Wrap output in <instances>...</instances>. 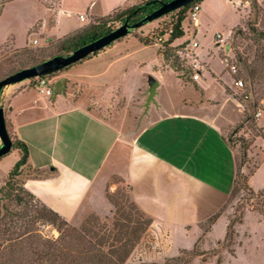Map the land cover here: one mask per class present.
I'll list each match as a JSON object with an SVG mask.
<instances>
[{"label":"crops","instance_id":"obj_1","mask_svg":"<svg viewBox=\"0 0 264 264\" xmlns=\"http://www.w3.org/2000/svg\"><path fill=\"white\" fill-rule=\"evenodd\" d=\"M33 1L40 12L25 25L23 39L14 38V48L25 47L27 38L28 41L35 38L34 34L27 32L39 20L42 22L36 33V42L44 37L60 39L84 28L92 19L107 16L135 0H58L52 10L40 0ZM209 1L201 2L194 25L196 32L200 27L202 6ZM50 15L53 22L49 25L47 18ZM63 16L76 18L78 24L71 20L64 27L67 22H63ZM133 51L119 54L115 59L110 57V68L120 70L119 62L129 60ZM131 61L132 64H124L126 70H121L120 76L124 73L127 76L128 70L135 65L140 67L147 63L137 58ZM169 69L183 87L192 86L193 93L165 103L157 94L164 72ZM167 70L154 71L153 77L159 82L154 96L156 102L152 101L153 106L149 104L150 113H144L147 123L130 136L124 113L99 116L86 103L73 101L69 95L58 93L49 97L51 94L38 92L36 87L22 83L5 87L1 103L5 106L8 129L12 135L25 141L29 150L28 161L20 174L23 186L71 221L93 209L103 211L108 207V178L115 175L127 185L130 199L152 218L151 229L161 222L177 230L186 229L188 225L199 230L196 225L218 213L230 198L238 157L226 132L240 122L241 117L229 119L226 108L232 101L240 116L241 109L231 90L230 80L225 82L217 78L223 86L222 93L209 96L207 84L200 76L203 70L202 73L197 70L199 76L193 80L190 77L189 84H185L187 80L172 67ZM258 126L264 128L260 118ZM258 141L264 149V139L258 137L255 142ZM261 168L259 163L248 176V183L254 190L264 187V180L255 183ZM115 188L111 187L112 190ZM249 216L247 213L236 225L237 234L250 233L247 238H250L251 231L244 224L249 218L264 227L261 220ZM225 217L219 215L213 228ZM226 222L225 219V227ZM242 226L246 227L244 231H241ZM209 234L211 236L213 231Z\"/></svg>","mask_w":264,"mask_h":264},{"label":"rangeland","instance_id":"obj_2","mask_svg":"<svg viewBox=\"0 0 264 264\" xmlns=\"http://www.w3.org/2000/svg\"><path fill=\"white\" fill-rule=\"evenodd\" d=\"M2 1L0 0V2ZM4 1L0 12V15L4 12L0 17V74L16 64L17 57L22 53L18 50L23 47L14 48L12 42L16 37L20 40L23 39L25 25L31 17H36L38 12H40V9L37 10L38 8H36L33 0ZM139 1L135 0L130 4ZM40 2L51 10L58 4V0H40ZM256 4L260 8V12H258ZM100 10L103 11V9ZM176 17V11L170 12L139 28L132 29L127 35L99 50L97 54H90L84 60H80L49 75L52 91L49 97L58 93L69 95L73 101L86 103L89 109L99 116H106L110 113H124L128 120L127 127L129 131L127 134L128 136L133 135L143 124L147 123L144 120V113H150V105L152 104L151 106H153V102H151L149 107H145L146 97L148 95V78L154 76V71L160 73L162 70L171 68V59L167 60L163 55V51L169 50L178 55L181 66L190 70L188 79L191 77V80H193L192 75L199 69L201 73L203 70V74L200 76L207 84V93L209 96H220L222 93L223 86L220 82H217V78L220 77L225 82L228 79L232 83L231 90L235 97H237L236 100L241 109V116L238 114L236 105L232 101L226 108V113L229 119L235 120L241 117V121L230 126L226 132V136L232 141L239 160L241 155L239 139L244 138L246 141H250L255 136L256 130L252 129L249 123H244L241 127L236 128L243 123L244 113L250 114L252 112L250 98L241 101V99H244L246 91L248 93V87L238 86L236 83V79L241 78V74L244 72L242 64L236 58V53L239 52L243 56L250 55L251 57L256 45L253 44L251 39L238 34L235 26L242 21L240 28L247 35H251L247 21L257 23L258 26L262 27L264 23V0H241L239 4L235 5L228 0H210L209 3L202 6L199 14L200 27L198 32H196L197 30L193 21L190 18H186L182 24L184 30L183 37L174 40L167 47L164 42L168 37V31L172 28ZM71 20L73 24H78L76 18L67 19L66 16H63V22H67L64 27H67L69 25L68 21L71 22ZM95 20L96 18L92 19V21ZM41 22L40 20L35 22L27 34H34L36 38V33L39 30ZM52 22V15H50L47 18V23L50 25ZM110 25L115 29L121 24L115 21L111 22ZM160 33L163 34L161 35L163 36V40L158 39ZM217 33L221 34V36H218ZM35 38H31L30 41L27 38V46L29 45L33 49H41L45 54H54L57 52V44L61 38L44 37L38 42H36ZM193 41L198 42L196 48L192 47ZM247 47H251L252 51L250 52L249 50L246 52ZM132 50L134 51L129 60L119 62L118 68L120 70L115 69V67L110 68V57H114L115 59V56L117 57L119 54ZM224 57L228 58L231 65L235 64L237 66L240 72L239 76L230 73L228 66L222 60ZM101 58L106 60H98ZM135 58L137 60L147 61L146 65L143 66L141 64L140 67L135 65L133 69L128 70L127 76H124L126 75L125 73L120 76L121 70H126L124 64H132L131 60ZM172 59L174 58L172 57ZM98 73L99 75L97 76ZM213 75L214 78L212 79L211 77ZM157 76L160 78L159 74ZM186 82L189 84L188 82L190 80L185 81V84ZM18 83L35 89V81L33 80L27 79ZM192 93L193 87H183L180 79L169 69L164 72L162 85L158 89L157 97L162 102L171 103L175 102L178 97H186ZM255 97L260 99L258 108L261 109V113L257 115V120L255 121L257 128H259V118L261 119V124L264 125V89H256ZM154 101L156 102V100ZM1 104L4 106L3 103ZM243 109L246 112H243ZM8 132L10 137H12L9 129ZM19 154L17 149L12 148L7 154L1 157L2 159L0 158V188L4 186L8 172L19 159ZM245 161L246 163L243 165L241 172L247 176V183L248 176L257 169L259 163L262 168L257 173L255 183L263 181L264 149L259 144V141H254L249 146ZM21 177L19 175L15 178L17 184L14 183L12 185L11 197L4 198L7 192H0L1 216L13 217V219L15 217L17 219V217L25 214L26 217H35V215H38L36 212L38 210L44 214L46 213L47 217L48 214L45 212V208L39 202L29 197L26 192L20 190ZM116 177L118 176L112 175L108 178L106 197L109 204L105 210L96 211L93 209L81 217L67 221L66 227L63 222L55 219V226L52 223L45 225L44 223L42 224L36 221L30 227L27 226L28 228L21 230L26 232L28 229L32 232H40L45 237L53 239H58L60 233L66 232L64 230L68 227L77 230H84V228L92 231L95 230L101 235L103 234V229L104 231L111 230L113 222L119 217L120 214L116 210L124 208L125 211L132 213V216L135 217L137 209L132 208L133 201L130 199L128 187L124 182H118ZM114 186L116 188L112 190L111 187ZM263 189L264 187L260 190ZM108 194L109 197H112L113 202L108 198ZM17 195L23 198L21 202L16 200ZM242 209H244L243 217H246V214L250 213L249 217H256L264 225V215L261 214V211L264 210V196L261 194L251 195L249 191L240 190L231 196L226 204H224V207L221 208L219 215L226 217L222 218L224 221H220L214 228L213 224L216 221L210 223L208 218L200 221L196 225L199 230H193V227L189 225L186 229L177 230L176 228L166 227L161 222L155 225L154 229H151L150 224L145 233L142 234L139 242L132 249L124 264H138L140 262L162 263L177 256H183L184 258L190 257V261L187 264H264V227L259 226L255 221L249 218L246 224H244L251 231L250 238H247L250 233L246 231L244 235H241V232H239L237 237H234L231 241L226 239L225 228H227L232 218L239 216ZM144 217L149 216L144 213ZM225 219L228 221L226 222V227L224 224ZM18 225L25 227L23 220H18ZM246 227L242 226L241 231H244ZM235 230H237V226H235ZM212 231L213 234L210 236L209 233ZM67 242L68 244H63L65 248L72 247L73 250H78V245L75 240L69 239ZM101 248L106 250V247ZM185 251L195 252V254L189 256L183 253Z\"/></svg>","mask_w":264,"mask_h":264},{"label":"trees","instance_id":"obj_3","mask_svg":"<svg viewBox=\"0 0 264 264\" xmlns=\"http://www.w3.org/2000/svg\"><path fill=\"white\" fill-rule=\"evenodd\" d=\"M165 1L167 0H140L139 2L133 3L129 6L116 9L107 16L96 18L95 21L90 22L84 28L61 38L57 44V52L54 54H45L41 49H33L29 45L23 47L18 50L22 53L17 57V60L15 61L16 64L3 71L0 74V79L21 68L43 61L55 54L70 53L81 45L111 31L113 29L112 25H110L111 22L117 21L120 24H123L125 21H128L129 23H135L147 13L157 8L160 3ZM202 1L203 0H195L172 11L177 12V17L172 24V31L168 34V37L164 42L165 46L169 47L174 40L183 37L184 30L182 28V24L184 20L189 18L192 6L195 3H201ZM4 2V0L0 2V12ZM256 7L258 8V12H260V8L257 4ZM240 23L242 24V21ZM240 23L235 26L236 31L243 37L251 39L253 44L256 45V48L254 49V53L251 57L250 55L243 56L239 52L236 53V58L242 64L244 69L243 74H241V78L239 77L236 81L242 80L244 87H248L247 89L249 90L248 93L246 91L244 99H241V101L250 98L252 108V112L250 114L244 113L243 123L238 125L236 128L241 127L244 123H249V126L256 130V134L250 141H246L244 138L239 139L241 155L237 162V171L230 197L235 195L240 190L249 191L251 195L261 194L264 196V189L254 191L247 183V176L241 172L243 165L246 163V152L249 149V146L258 137L264 139V128H257L255 123L257 120V112L261 110L258 108L260 99L255 97V91L256 89L258 90V88L264 89V23L262 27H260L257 23L247 21V26L251 35H247L243 32L240 28ZM160 35L163 34L160 33ZM247 49L246 52L249 50L250 52L252 51L251 47H247ZM97 53L98 51L92 54ZM163 55L165 59H171L170 66L179 72V76L184 80H188V73L190 70L181 66L178 55L170 52L169 50H166L165 52L163 51ZM172 57L174 59H172ZM53 73L48 75H52ZM239 73L238 69V73L235 75L239 76ZM30 80L35 81L34 78H30ZM195 87L199 88L197 85H195ZM227 90L229 92L231 91L229 89ZM244 109L243 112H246ZM11 138L12 148L18 149L20 156L13 165L12 169L8 172V177L4 186L0 188V192H7L5 193L4 198L11 197V190H13L12 185L16 183L15 178L21 174L22 168L26 165L29 156L28 146L25 141L14 135H12ZM229 142L234 147L232 141ZM116 179L118 182L122 181L118 177H116ZM19 187L20 190L26 192L29 197L39 202L41 206L45 208V212H47L48 216L46 217V213L44 214L38 210L36 211V209L35 211L38 215H35V217H26L25 214H22L21 217H17V219H15V217L14 219L13 217H2L0 212V264H124L132 249L142 237V234L145 233L151 224V218L144 217V212L134 202H132V208L134 207L137 209L136 216H132V213L125 211L124 208L116 210V212L120 214L119 217H117L113 222L111 230L104 231L103 229V234L101 235L95 230L92 231L85 228L84 230H77L72 227H68L64 230L66 232L60 233L58 239L45 237L40 232H32L28 229L24 232V230L21 229L30 227L36 221H39V223L42 224L44 223L45 225L52 223V225L55 226L54 220L57 219L63 222L66 227L67 220L64 219L58 212L40 201L33 193L28 191L23 186L22 182ZM107 196L111 201L113 200L111 196L109 197V194ZM22 199L23 198L21 196H16V200L21 202ZM223 207L224 205L222 208ZM261 214L264 215V210L261 211ZM218 215L219 212L211 217H208V221L210 223L215 222ZM243 215L244 209L240 211L238 217H234L229 221L226 228V239L231 241L234 237H237L238 234L235 230V226L236 224L242 222L244 218ZM18 220H23L25 227L18 225ZM69 239L75 240L78 245L77 251L73 250L72 247L65 248L63 246V244H68L67 241ZM101 247H106V250H103ZM183 253L188 254L189 256L195 254V252L188 251ZM189 258L190 257L184 258L183 256H177L162 263L140 262L138 264H187L190 261Z\"/></svg>","mask_w":264,"mask_h":264},{"label":"water","instance_id":"obj_4","mask_svg":"<svg viewBox=\"0 0 264 264\" xmlns=\"http://www.w3.org/2000/svg\"><path fill=\"white\" fill-rule=\"evenodd\" d=\"M193 1L195 0H167L160 3L157 8L147 13L144 17H142L135 23H129L128 21H125L115 29L107 32L104 35H101L100 37L90 42L81 45L68 54L54 55L34 65L21 68L11 74L2 77L0 79V158L12 149V139L8 132L6 123V111L4 106H2L1 104L2 92L6 86L30 78H34L36 76L50 74L62 68L68 67L69 65L84 59L90 54L109 46L114 41L127 35L132 29L139 28L152 20L160 18ZM158 85L159 82L155 77L150 76L148 78V95L145 102L146 108L149 107V104L152 101H154V96L156 94V88Z\"/></svg>","mask_w":264,"mask_h":264},{"label":"built area","instance_id":"obj_5","mask_svg":"<svg viewBox=\"0 0 264 264\" xmlns=\"http://www.w3.org/2000/svg\"><path fill=\"white\" fill-rule=\"evenodd\" d=\"M231 3H233L234 5L235 4H239L241 2V0H229ZM200 8H201V3L198 2V3H195L191 10H190V13H189V18L193 21V24L195 25L197 23V15L200 11ZM81 19H83V16H81ZM172 31V28L169 29L168 31V34ZM159 40H163V36H159L158 38ZM35 42V40H34ZM198 46V42L197 41H193L192 43V47L193 48H196ZM226 66H228L229 70H230V73L232 74H236L238 73V68L235 64H230L229 63V60L227 57H224L222 59ZM199 76V73L196 71L192 77L193 79H196L197 77ZM35 79V87L37 89L38 92H41V93H45L46 95H50L51 94V87H50V79H49V75L46 74V75H40V76H36L34 77ZM237 85L238 86H244V83L242 82V80H238L236 81ZM261 112L259 111L257 113V115H259Z\"/></svg>","mask_w":264,"mask_h":264}]
</instances>
